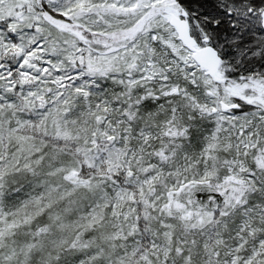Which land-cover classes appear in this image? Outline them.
I'll return each mask as SVG.
<instances>
[{
  "label": "snow or ice",
  "instance_id": "snow-or-ice-1",
  "mask_svg": "<svg viewBox=\"0 0 264 264\" xmlns=\"http://www.w3.org/2000/svg\"><path fill=\"white\" fill-rule=\"evenodd\" d=\"M0 264H264V0H0Z\"/></svg>",
  "mask_w": 264,
  "mask_h": 264
}]
</instances>
